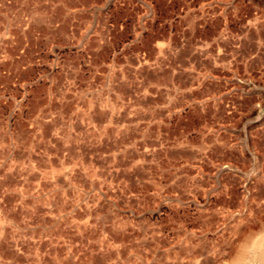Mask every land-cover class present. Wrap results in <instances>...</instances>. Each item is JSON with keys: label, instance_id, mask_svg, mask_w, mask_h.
Masks as SVG:
<instances>
[{"label": "rangeland", "instance_id": "rangeland-1", "mask_svg": "<svg viewBox=\"0 0 264 264\" xmlns=\"http://www.w3.org/2000/svg\"><path fill=\"white\" fill-rule=\"evenodd\" d=\"M134 1L94 137L0 87V264H264V0Z\"/></svg>", "mask_w": 264, "mask_h": 264}, {"label": "built area", "instance_id": "built-area-1", "mask_svg": "<svg viewBox=\"0 0 264 264\" xmlns=\"http://www.w3.org/2000/svg\"><path fill=\"white\" fill-rule=\"evenodd\" d=\"M109 14L107 0H0V76L9 78L0 87L12 96L28 82L56 87L63 75L69 83L73 60L80 52L91 58L95 30Z\"/></svg>", "mask_w": 264, "mask_h": 264}, {"label": "crops", "instance_id": "crops-1", "mask_svg": "<svg viewBox=\"0 0 264 264\" xmlns=\"http://www.w3.org/2000/svg\"><path fill=\"white\" fill-rule=\"evenodd\" d=\"M91 1L96 3V0H82L86 4ZM99 1L102 3L105 0ZM126 1L119 0V4L113 6L111 13L112 20L119 26L121 35L125 32L123 29L126 30L128 26V13L123 5ZM134 2L137 3V0ZM139 18L140 16L137 15L136 19ZM96 29L98 30V28ZM95 33L99 38L95 37L90 43L91 58H87L84 52L78 53L76 59L73 60V71L69 83L66 84L64 76L60 75L56 87L41 81L39 87L28 89V93L33 94L28 97L30 100L28 109L32 108L35 100L37 102L40 99V104L46 109L44 112L47 116L46 120H51V123L47 124L45 133L47 141L57 140L55 138L57 135L60 137L70 135L72 139H79L82 135V138L87 139L94 137L96 124L94 110L105 106V104L96 101L95 94L105 89L104 81L106 82L107 77L112 75L116 67L121 68V64H123L121 58L124 55L116 50L111 52L112 42L108 32ZM97 39L100 42L97 43ZM97 46L102 49L101 55L98 56ZM35 92L38 93V96L35 95ZM26 120L30 121L31 119L26 118ZM49 147L47 144L43 147V152L47 155L53 154L57 150Z\"/></svg>", "mask_w": 264, "mask_h": 264}, {"label": "bare ground", "instance_id": "bare-ground-1", "mask_svg": "<svg viewBox=\"0 0 264 264\" xmlns=\"http://www.w3.org/2000/svg\"><path fill=\"white\" fill-rule=\"evenodd\" d=\"M218 198V197H217Z\"/></svg>", "mask_w": 264, "mask_h": 264}]
</instances>
